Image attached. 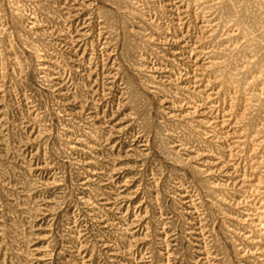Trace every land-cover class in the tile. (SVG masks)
Segmentation results:
<instances>
[{"label":"rangeland","instance_id":"rangeland-1","mask_svg":"<svg viewBox=\"0 0 264 264\" xmlns=\"http://www.w3.org/2000/svg\"><path fill=\"white\" fill-rule=\"evenodd\" d=\"M0 264H264V0H0Z\"/></svg>","mask_w":264,"mask_h":264}]
</instances>
